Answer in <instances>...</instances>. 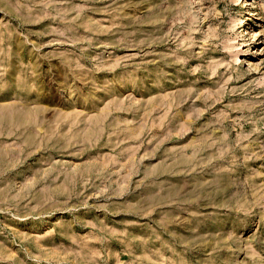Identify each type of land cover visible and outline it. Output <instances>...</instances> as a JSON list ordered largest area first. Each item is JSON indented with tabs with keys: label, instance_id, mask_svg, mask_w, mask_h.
Segmentation results:
<instances>
[{
	"label": "rangeland",
	"instance_id": "obj_1",
	"mask_svg": "<svg viewBox=\"0 0 264 264\" xmlns=\"http://www.w3.org/2000/svg\"><path fill=\"white\" fill-rule=\"evenodd\" d=\"M244 1L0 0V264H264Z\"/></svg>",
	"mask_w": 264,
	"mask_h": 264
},
{
	"label": "bare ground",
	"instance_id": "obj_2",
	"mask_svg": "<svg viewBox=\"0 0 264 264\" xmlns=\"http://www.w3.org/2000/svg\"><path fill=\"white\" fill-rule=\"evenodd\" d=\"M245 5L242 9H248V14L246 16V18L242 21L241 23V19H243V17L240 19L239 23L240 26H238V28H242V30L246 29L247 26H249V24L252 22V20L254 19L255 13L252 10V3L250 2V0H245L244 1Z\"/></svg>",
	"mask_w": 264,
	"mask_h": 264
}]
</instances>
